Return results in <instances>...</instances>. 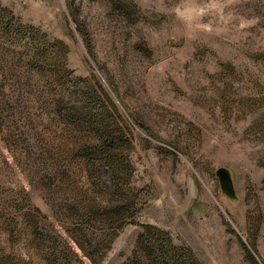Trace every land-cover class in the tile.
I'll return each mask as SVG.
<instances>
[{
    "label": "rangeland",
    "instance_id": "obj_1",
    "mask_svg": "<svg viewBox=\"0 0 264 264\" xmlns=\"http://www.w3.org/2000/svg\"><path fill=\"white\" fill-rule=\"evenodd\" d=\"M67 86L83 115L56 105ZM11 97L0 264H264V0H0ZM91 121L117 137L113 178Z\"/></svg>",
    "mask_w": 264,
    "mask_h": 264
},
{
    "label": "trees",
    "instance_id": "obj_2",
    "mask_svg": "<svg viewBox=\"0 0 264 264\" xmlns=\"http://www.w3.org/2000/svg\"><path fill=\"white\" fill-rule=\"evenodd\" d=\"M22 28H25L24 26H19L18 28H14V30H8L5 33L8 34L11 31H14L16 34H21V30ZM27 31L24 29L22 35L25 36L26 38V42H24L23 46H22V51H21V55L26 57H31L34 58L37 56L36 50H34L35 48V44L38 42L35 38H33L30 34L26 33ZM38 51V50H37ZM45 53V52H44ZM40 59H44V55H42L40 57ZM32 61L34 59H31ZM30 60V61H31ZM40 61V60H39ZM2 89V87H1ZM77 93L74 92V90H72L69 86H67V88L61 89L60 93H58L57 97V101H56V105H66L69 104V108L66 112L70 117H77V112L80 115H83L84 111V102L81 101L80 104H78L77 108L74 110L73 106L71 105L74 100L77 99L76 97ZM18 103V101L11 97L9 102H4L3 104H1V108H6L7 105L10 106L11 105H15V107H19L24 100L21 99V101H19V106L15 104ZM72 107V108H71ZM65 112V111H64ZM78 119V118H76ZM82 121V120H81ZM86 122V120H85ZM89 125L92 126L93 129L96 130L95 134V139L94 142L92 144V148L94 149L93 153L97 155L96 159L98 161H95L94 164L96 163L97 165H100V168H104L107 169V173L110 178L115 177L116 175L120 174L121 171V164H118V157L116 154H114V151L116 149V136L112 133H109L107 130L104 129H98L99 127H97L98 125L95 124V122H90ZM94 161V160H93ZM117 163V164H116ZM123 209V208H122ZM117 213L115 216H121L122 211H117L115 210ZM76 243L79 245V247L82 246L80 245L79 242H77V240H75ZM90 258H92L90 256Z\"/></svg>",
    "mask_w": 264,
    "mask_h": 264
},
{
    "label": "water",
    "instance_id": "obj_3",
    "mask_svg": "<svg viewBox=\"0 0 264 264\" xmlns=\"http://www.w3.org/2000/svg\"><path fill=\"white\" fill-rule=\"evenodd\" d=\"M215 174L218 177V180L220 182V187L224 194L227 196H233L234 195V187H233V180L231 178L230 169L220 166L215 170Z\"/></svg>",
    "mask_w": 264,
    "mask_h": 264
}]
</instances>
